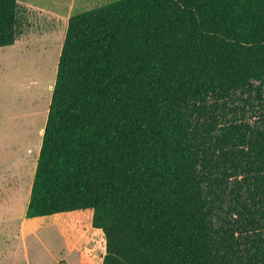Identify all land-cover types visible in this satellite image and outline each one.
Wrapping results in <instances>:
<instances>
[{
    "label": "trees",
    "instance_id": "trees-1",
    "mask_svg": "<svg viewBox=\"0 0 264 264\" xmlns=\"http://www.w3.org/2000/svg\"><path fill=\"white\" fill-rule=\"evenodd\" d=\"M88 210L102 264H264V0L69 18L25 218Z\"/></svg>",
    "mask_w": 264,
    "mask_h": 264
},
{
    "label": "rangeland",
    "instance_id": "rangeland-1",
    "mask_svg": "<svg viewBox=\"0 0 264 264\" xmlns=\"http://www.w3.org/2000/svg\"><path fill=\"white\" fill-rule=\"evenodd\" d=\"M111 1L18 0L23 35L0 49V207L12 206L6 218L0 210V264L103 262L104 235L93 231L87 238L83 218L69 216L57 226L61 231L46 219L35 235L12 236L25 219L28 204L14 200L24 205L29 198L69 18Z\"/></svg>",
    "mask_w": 264,
    "mask_h": 264
},
{
    "label": "crops",
    "instance_id": "crops-1",
    "mask_svg": "<svg viewBox=\"0 0 264 264\" xmlns=\"http://www.w3.org/2000/svg\"><path fill=\"white\" fill-rule=\"evenodd\" d=\"M31 189H32V187H31ZM30 194H31V190H30ZM30 194H29V198L26 200L24 205L22 203H20L16 198L14 201H17V202H15L14 204L18 203L19 207L20 206L22 208L25 207L26 204H29ZM11 207L12 206H7V205H3L0 207V210H2V214H4V218L8 217V209ZM88 211H91V210H88ZM69 216H72V217L75 216L78 219H80V218L84 219V222L81 224V226H83V230L86 229V232L84 234L86 235L87 238H88L89 234H91V235L94 234L93 231H97V232L101 231L99 229L93 228V226H92L93 211L87 212V213H84L83 211H77V212H73V213H61V214L53 215L50 217H44V218H34V219H26L25 218V219H22L20 221L19 228L17 229L16 232H14V234L12 236L13 237L12 240H15V241L18 239L24 240L27 236L35 235L38 232V230L42 229V227L46 224L47 220H51V223L54 224L53 226H55V227H57V226L59 227V225L63 226L62 224H64V222L67 219H69ZM67 244H68L69 250H70L72 245H70V243L68 241H67ZM60 264H63L62 261L60 262Z\"/></svg>",
    "mask_w": 264,
    "mask_h": 264
}]
</instances>
